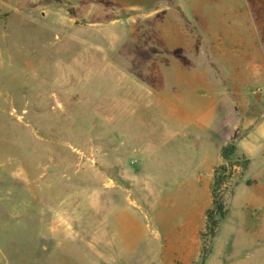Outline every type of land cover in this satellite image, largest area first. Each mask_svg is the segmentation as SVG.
Wrapping results in <instances>:
<instances>
[{"label":"rangeland","instance_id":"rangeland-1","mask_svg":"<svg viewBox=\"0 0 264 264\" xmlns=\"http://www.w3.org/2000/svg\"><path fill=\"white\" fill-rule=\"evenodd\" d=\"M190 53L218 54L214 65L229 100L228 116L241 123L261 118L264 0H0L1 245L15 244L5 240V233L27 235L30 259L41 245L37 236L43 228L37 225L45 222L49 234L53 220L62 223L66 235L86 230L99 236L112 202L123 205L117 185L125 191L128 184L121 183L120 174L134 173L133 191L150 196L154 158L137 164L133 155L143 156L124 143L122 128L142 135L158 129L154 114L160 109L154 104L139 108L125 99L139 94L142 79L156 74L157 64L165 70L187 66ZM190 92L210 100L216 95L200 87ZM133 110L145 119L126 118L125 112ZM246 133L241 129L235 137ZM246 169L236 167L232 182L220 189L225 216ZM166 188L175 189L173 184ZM145 202L140 204L142 222L154 235L150 199ZM168 203L173 202L160 201L158 209H168ZM241 212L248 213L259 238L248 244L245 258L264 264V210L238 202L229 209L232 225L221 237L234 242L240 235L235 215ZM218 228L211 238L200 235L195 264L204 263ZM106 248L120 250L116 244L94 243L91 264L100 263L99 250Z\"/></svg>","mask_w":264,"mask_h":264},{"label":"crops","instance_id":"crops-1","mask_svg":"<svg viewBox=\"0 0 264 264\" xmlns=\"http://www.w3.org/2000/svg\"><path fill=\"white\" fill-rule=\"evenodd\" d=\"M174 55L176 57V53ZM216 55L190 53L187 66L173 64L168 70L164 65L157 64L152 70L156 74L147 81L142 79L139 94L125 99L128 103L141 104L139 108L142 104H154L156 109H160L154 114V119L159 121L158 129L148 130L142 135L136 129L126 132L122 128L124 143L133 153L140 152L143 156L137 158L133 155L137 164L154 158L153 167L156 170L151 176L149 197L133 191L134 173L120 174L121 183L128 184L125 191L117 185L123 205L112 202L103 217L99 236L94 237L86 230L66 235L58 220H53L50 233L45 234V222H39L37 226L43 228L42 234L37 236L40 249L35 250L29 259L26 249L28 236L5 233L2 235L5 240L15 244H0V264H91V246L94 243L106 244L107 247L116 244L120 248L118 252L100 249L99 264H195L200 256V233L206 226V211L212 206L209 187L213 169L223 163L221 147L229 143H235L250 163L242 176L243 182L234 188L229 198L225 220L218 228L216 240L203 264H253L245 258L247 246L251 245L253 238L256 243L259 238L258 232L255 233L257 229L249 223L248 213L235 215L241 222L235 225V232L240 235L234 242L231 239L227 242L226 238L223 240L221 235L225 236L232 225L229 209L238 202L263 214L264 114L259 120L251 117L243 123L235 115L228 116L229 100L222 93L225 87L214 65ZM166 72L172 73V76L167 78ZM197 87L216 92V95L211 100L209 97L194 98L190 91ZM180 106L199 108L185 110ZM217 107V110H212ZM221 107L223 110L219 109ZM139 112H125V116L145 119ZM241 129H246L247 133L236 138V131ZM162 149L168 151L163 152ZM247 182H251L250 185ZM171 184L174 190L166 188ZM148 199L151 218L157 228L154 235L151 227L142 222L144 217L140 204L146 205L145 200ZM160 201L173 203H168V209L159 210ZM22 223L19 225L23 226ZM87 225H84L85 229ZM262 229L263 225L261 232ZM139 247L143 250L139 251Z\"/></svg>","mask_w":264,"mask_h":264},{"label":"trees","instance_id":"trees-1","mask_svg":"<svg viewBox=\"0 0 264 264\" xmlns=\"http://www.w3.org/2000/svg\"><path fill=\"white\" fill-rule=\"evenodd\" d=\"M69 12L72 16H75L72 10ZM180 15L187 24L188 19L186 16L182 12H180ZM221 156L223 163L213 169V180L209 187L212 206L206 211V226L204 227V231L200 233L202 239L213 237L216 229L219 227L220 221L225 217L226 210L220 194L221 187H223V185L227 186L232 182L236 173V167L239 166L244 170L249 165V160H247L244 154L239 151L235 143L223 145L221 147ZM237 184L238 182L234 185ZM200 264H202V262Z\"/></svg>","mask_w":264,"mask_h":264}]
</instances>
